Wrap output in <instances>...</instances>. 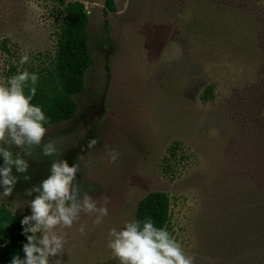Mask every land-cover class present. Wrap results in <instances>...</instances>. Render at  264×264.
<instances>
[{
    "label": "rangeland",
    "instance_id": "obj_1",
    "mask_svg": "<svg viewBox=\"0 0 264 264\" xmlns=\"http://www.w3.org/2000/svg\"><path fill=\"white\" fill-rule=\"evenodd\" d=\"M81 1L90 13L92 65L78 113L46 128L44 140L59 155L34 148L25 157L31 179L13 169L19 181L9 196L0 187V206L31 215L35 193L24 190L64 158L78 164L81 192L98 205L109 197L108 215L94 225L82 212L72 227H58L66 243L50 260L119 264L107 247L109 230L136 220L139 201L162 190L171 199L166 229L195 264H231L245 206L264 201V0H116L110 40L105 0ZM57 6L0 0V84L15 75L12 67L28 71L53 56Z\"/></svg>",
    "mask_w": 264,
    "mask_h": 264
},
{
    "label": "clouds",
    "instance_id": "obj_2",
    "mask_svg": "<svg viewBox=\"0 0 264 264\" xmlns=\"http://www.w3.org/2000/svg\"><path fill=\"white\" fill-rule=\"evenodd\" d=\"M28 59V54H23L20 64ZM37 81L36 73L24 70L0 84V157L3 158L0 187L5 196L12 194L19 181L13 169L24 174L25 181L31 179L27 175L30 165L25 157H30L34 148H40L45 157L59 155L55 142L44 140L45 113L40 106L31 103L36 95ZM96 143V139L90 140L89 147ZM12 147L20 151L14 154ZM117 155L110 153L111 162H115ZM78 171V164L70 165L64 158L54 159L48 175L24 190L27 196L35 193L28 205L31 215L21 220L22 234L27 241L23 244L24 258L14 255L9 264H61L58 259L50 260L62 253L66 243L64 236L57 233L58 227H72L82 212L95 217L94 225L103 223L108 215L109 197L103 195V204L98 205L87 191L81 192ZM78 231L83 235L85 226L81 224ZM108 237L107 247L119 264H195V257L186 254L167 229L156 227L150 218L126 221L119 229L111 228Z\"/></svg>",
    "mask_w": 264,
    "mask_h": 264
},
{
    "label": "trees",
    "instance_id": "obj_3",
    "mask_svg": "<svg viewBox=\"0 0 264 264\" xmlns=\"http://www.w3.org/2000/svg\"><path fill=\"white\" fill-rule=\"evenodd\" d=\"M57 1L58 26L54 54L48 61L28 69L29 73L38 75L36 95L31 103L42 108L47 117L46 128L69 121L77 115L79 104L76 96L85 92L86 74L92 65L90 13L86 4L81 0ZM103 10L104 33L110 40L108 15L118 11L116 0H105ZM13 70L15 74L19 72L17 67H12ZM208 89L204 97L209 95ZM25 91L27 93L28 89ZM243 212L248 215L246 229L244 235L240 231L237 233L233 246L236 257L231 264H264V201L248 204ZM149 218L156 227L167 228L171 219V199L167 192L150 191L139 201L136 220ZM21 220L11 210L0 206V259L8 264L14 255L24 258L23 244L27 241L22 234Z\"/></svg>",
    "mask_w": 264,
    "mask_h": 264
}]
</instances>
